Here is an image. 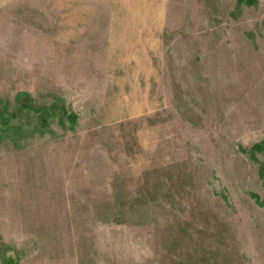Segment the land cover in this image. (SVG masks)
<instances>
[{
	"label": "rangeland",
	"instance_id": "obj_1",
	"mask_svg": "<svg viewBox=\"0 0 264 264\" xmlns=\"http://www.w3.org/2000/svg\"><path fill=\"white\" fill-rule=\"evenodd\" d=\"M0 264H264V0H0Z\"/></svg>",
	"mask_w": 264,
	"mask_h": 264
}]
</instances>
